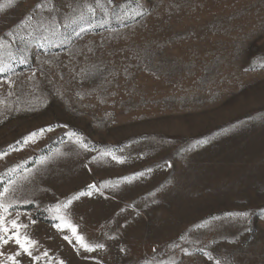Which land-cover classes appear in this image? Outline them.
<instances>
[{
	"label": "rangeland",
	"instance_id": "rangeland-1",
	"mask_svg": "<svg viewBox=\"0 0 264 264\" xmlns=\"http://www.w3.org/2000/svg\"><path fill=\"white\" fill-rule=\"evenodd\" d=\"M0 38V184L28 175L38 264H264V0H0ZM105 182L68 212L86 252L45 209Z\"/></svg>",
	"mask_w": 264,
	"mask_h": 264
},
{
	"label": "snow or ice",
	"instance_id": "snow-or-ice-1",
	"mask_svg": "<svg viewBox=\"0 0 264 264\" xmlns=\"http://www.w3.org/2000/svg\"><path fill=\"white\" fill-rule=\"evenodd\" d=\"M113 0H108V3H112ZM95 5L97 7L102 6V0H95ZM37 7H42V5H37ZM87 13L89 15H95L96 8L92 4H87ZM79 19H84V13H81ZM43 27V25H41ZM48 29L45 28V31ZM55 34V33H54ZM11 35V34H10ZM79 35V33H77ZM5 47H11V45L3 41L0 38V50ZM11 55V53H9ZM21 63L26 62L21 59ZM5 68L0 66V72H4ZM65 127H67L65 125ZM53 129L49 126L47 128H40L37 131L30 132L27 136L22 138V141H17L16 144L20 146H27L30 142H35L37 138L42 137L46 132H51ZM68 135L69 140L79 144L85 150L88 149V144L84 142V138L82 136L77 135V133H66ZM73 137L75 138L73 141ZM197 143H208L207 140L198 141ZM10 149L19 151V147H14L13 145H9ZM8 155L6 151H0V159H3ZM100 158L103 159L105 156H110L113 161L118 163H123L124 158L122 156L117 155L114 151H105L101 152ZM93 159H96L94 157ZM43 162V159L42 161ZM168 166H171L170 164ZM19 167V165H17ZM15 168H9L8 172L15 173ZM152 169H146L145 172L134 173L132 176H126L122 179L127 182H131L138 177L144 176L146 173H150ZM25 173L30 174L31 170L25 168ZM0 179H3V175L0 174ZM28 180V175H22L13 179L9 177V179L0 184V264H21V257L26 256L30 258V264H38L43 258L48 257V251H44L38 255H34L33 250L38 247V241L33 239L31 235L28 233V229L31 225H35L36 221L28 216L29 223L26 224L21 220V216L24 215L18 209L15 210L14 214L10 209H14L19 203H31L29 200L18 201L15 199V193L18 191V182ZM117 187V184H111L110 182H105L100 187H97L95 183L88 185V191H81L73 194L68 197L63 202H57L54 206L45 209L50 214L54 215V218L59 222L55 223L53 227L60 232H64L66 229L70 231L71 236L64 235L63 239L68 241L69 244H73V238L75 239V244L73 247H79V249H83L86 252H94L97 249H103L105 247L102 243L92 244L89 243L86 238L78 232V225L73 224L71 219L68 216V212L71 209V206L74 201L79 200L82 196H91L93 192H100L101 188L104 187ZM261 215H264V209L261 210ZM226 216L229 218H247L250 216L248 211L244 212H229L226 213ZM214 219H219L214 218ZM199 227H205V225H200ZM11 243H14L18 246V250L11 254H6L5 249ZM121 251H124L122 248ZM187 252V250H184ZM203 254L207 256L210 260L213 259L211 253L204 251L201 249ZM59 264H64L63 260L59 261ZM215 264H221L219 259L215 260Z\"/></svg>",
	"mask_w": 264,
	"mask_h": 264
}]
</instances>
